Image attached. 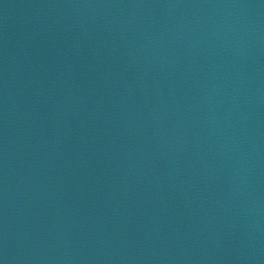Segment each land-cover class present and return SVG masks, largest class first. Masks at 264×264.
Here are the masks:
<instances>
[{"label": "water", "instance_id": "obj_1", "mask_svg": "<svg viewBox=\"0 0 264 264\" xmlns=\"http://www.w3.org/2000/svg\"><path fill=\"white\" fill-rule=\"evenodd\" d=\"M0 264H264V0H0Z\"/></svg>", "mask_w": 264, "mask_h": 264}]
</instances>
